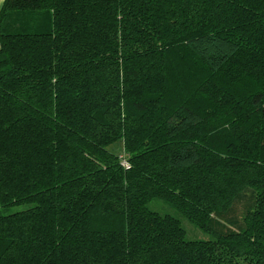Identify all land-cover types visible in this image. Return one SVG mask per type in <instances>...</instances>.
Instances as JSON below:
<instances>
[{"label":"trees","instance_id":"obj_1","mask_svg":"<svg viewBox=\"0 0 264 264\" xmlns=\"http://www.w3.org/2000/svg\"><path fill=\"white\" fill-rule=\"evenodd\" d=\"M0 264H264V0H3Z\"/></svg>","mask_w":264,"mask_h":264},{"label":"rangeland","instance_id":"obj_2","mask_svg":"<svg viewBox=\"0 0 264 264\" xmlns=\"http://www.w3.org/2000/svg\"><path fill=\"white\" fill-rule=\"evenodd\" d=\"M147 207L157 211L160 214H169L180 220L181 226L185 230L187 239H207L208 235L196 228L192 223L180 215L176 209L166 201L160 199H151L147 203Z\"/></svg>","mask_w":264,"mask_h":264},{"label":"crops","instance_id":"obj_3","mask_svg":"<svg viewBox=\"0 0 264 264\" xmlns=\"http://www.w3.org/2000/svg\"><path fill=\"white\" fill-rule=\"evenodd\" d=\"M2 2H3V0H0V7H1Z\"/></svg>","mask_w":264,"mask_h":264}]
</instances>
